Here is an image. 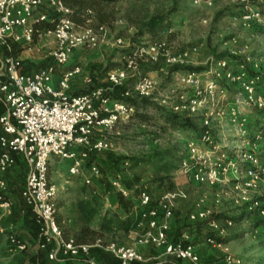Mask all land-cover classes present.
<instances>
[{
    "label": "built area",
    "instance_id": "1",
    "mask_svg": "<svg viewBox=\"0 0 264 264\" xmlns=\"http://www.w3.org/2000/svg\"><path fill=\"white\" fill-rule=\"evenodd\" d=\"M42 3L43 0H0V46L11 52L12 42L23 44L27 50L45 38L53 39L54 44L49 56L55 65L39 69L32 75L24 73L22 59L11 55L0 59V100L6 109L0 116V176L15 168L16 156L24 160L27 178L22 199L38 219L40 249L49 251L48 259L53 263L82 259L85 264H99L93 251L102 249L120 264H145L147 260L140 248L153 247L164 250L170 259L199 264L200 258L193 246L171 244L168 239L175 203L186 198L182 189L177 187L156 202L147 192L136 196L135 230L138 233L131 238L130 246L110 244L105 247L101 240L93 245H78L64 237L58 223L59 190L50 180V166L53 160L70 161L71 176L82 177L85 186H92L101 172L97 166H92L88 175H84L89 154L113 149V143L103 137L97 138V133H111L118 125L133 121L136 108L125 100L151 98L166 112L192 122L201 120L198 138L185 144L187 158L180 175L201 186L233 181L246 191L254 190L264 178V73L261 72L264 57L241 58L237 70L227 69L229 62H218L215 72L211 69L201 75L180 74L177 85L194 89L192 96L182 94L175 99L168 98L148 76L138 79L121 99L110 97L104 89L71 96V81L82 73V67L65 68L77 50L97 46L107 29L80 30L70 20L71 12L61 0L49 2L53 19L47 13L35 16ZM41 23L54 24V29L37 31L35 26ZM115 44L122 46L124 40L118 38ZM191 51L195 52L196 48ZM128 58L129 67L134 69L141 59L152 65L171 60L163 41L140 47ZM58 73H61L60 80L55 85ZM108 80L112 88H118L125 82L126 74L113 73ZM223 80L238 86L239 94L229 97L222 86ZM219 95L226 100H218ZM221 129L233 134V141H229ZM121 193L126 198L132 197L126 191L121 190ZM9 207L10 203L0 195V209ZM248 210L264 218V202H254ZM190 220H208V213L198 210ZM226 222L229 226L233 223L232 220ZM207 243L222 246L211 238ZM11 244L19 250L26 248L15 239Z\"/></svg>",
    "mask_w": 264,
    "mask_h": 264
},
{
    "label": "rangeland",
    "instance_id": "2",
    "mask_svg": "<svg viewBox=\"0 0 264 264\" xmlns=\"http://www.w3.org/2000/svg\"><path fill=\"white\" fill-rule=\"evenodd\" d=\"M109 12L113 13L114 19L107 27L106 35L100 38L97 46L77 50L72 61L82 67L93 90L104 89L112 98L115 95L121 98L145 76L156 81L168 98L175 99L182 94L192 96L194 89L177 85L180 74L194 72L190 70H200L195 72L199 75L211 69L215 72L218 62H229L227 69L236 68L241 58L264 57V0H120L109 8ZM46 13L52 19L55 17L50 9ZM155 17L164 20L158 24L156 33L151 34L146 26ZM118 38L124 40V45L115 44ZM158 41L167 45L170 61L161 60L156 65L145 62L144 67L138 61L137 69L129 67V53L135 54L138 48ZM194 48L196 51H191ZM39 56L38 65L31 63V58L25 59L26 56L22 59L30 68L55 65L50 56ZM118 72H124L126 80L121 87L112 88L109 75ZM261 72L264 73V63ZM222 86L229 97L240 92L238 86L224 80ZM217 99L226 100L221 95ZM147 116L149 122L145 126L134 118L128 124L118 125L111 133H97V138L112 142L113 149L89 154L84 175H88L92 166H97L101 172V177L90 187L84 185L82 177L71 176L72 162L52 161L50 180L59 190L58 207L62 209L59 219L65 222L66 234H75L81 227L74 218L79 199L90 198L101 207L102 217L97 216L91 224L93 230L101 232L103 216H113L119 210L116 197L121 190L134 197L147 192L156 202L163 194L178 187L186 198L179 199L173 209L168 234L171 244L193 246L200 258L199 264H264V218L250 214L248 210L254 202H264V178L250 192L233 181L216 186L193 183L180 175V169L187 158L185 144L198 138L201 120L193 121L196 131L181 130L168 125L156 107L149 109ZM221 133L233 141V134L227 129H221ZM26 178L25 163H18V167L0 176V195L10 203L9 208L0 209V264H32L34 255L29 244L24 250L11 244L12 239L23 243L24 235L31 236L33 218L39 228L37 217L22 199ZM198 210L208 213V220L191 221L190 216ZM70 220L72 222L68 223ZM226 220H232V225L229 226ZM210 236L218 239L222 246L208 244L207 240L212 239ZM100 238L105 247L110 244L130 246L132 243L122 232L104 233ZM47 252L38 254L39 258L48 259ZM93 255L97 261L108 258L119 264L105 250L95 249ZM143 256L147 260L145 264H190L177 263L168 258L164 250L153 247L146 248ZM77 262L78 259L66 260L68 264Z\"/></svg>",
    "mask_w": 264,
    "mask_h": 264
},
{
    "label": "trees",
    "instance_id": "3",
    "mask_svg": "<svg viewBox=\"0 0 264 264\" xmlns=\"http://www.w3.org/2000/svg\"><path fill=\"white\" fill-rule=\"evenodd\" d=\"M63 5L70 10L71 14L69 15L70 20L76 25L78 28L83 29H91L95 32H98L100 29H107L108 26L112 25L114 15L109 12V8L113 5H116L120 0H61ZM164 19L160 17H155L151 20L150 24L146 27V30L154 34L157 31L158 24L162 22ZM37 31H45V30H53L54 24L51 23H41L35 26ZM143 33L140 32V36ZM11 52L10 55L17 58L22 49L17 47L15 44H11ZM132 53H129V56H132ZM140 61L141 67H144L145 60L141 59ZM149 63V62H147ZM151 64V63H150ZM46 68V67H41ZM153 69V68H152ZM151 71V70H148ZM195 72H199L200 70H190ZM115 99H121L120 97L114 96ZM128 103L132 104L136 108V113L134 118H138L142 125H147L149 122V118L147 116V112L151 108L156 107V111L162 115L165 122L170 125L172 128L181 129V130H197L196 125L188 119H185L181 116L174 115L172 113L166 112L164 109L160 108L156 103H154L151 98H134L125 100ZM116 201L118 203V212L113 216L110 214H106L103 218L101 225V232H97L92 229L91 224L95 220V218L100 214L99 206H96L94 202L88 201H78L77 209H78V223H80L81 227L79 231L75 234L69 236L66 234V231L63 228V222L58 219V223L62 226L64 237L66 239H72L78 245H93L98 240H101V235L104 233H118L122 232L124 234H128L130 231L136 229V213L135 207L136 203L132 198H126L122 195V193H118L116 197ZM31 236L33 239H37L39 236V228L37 227L35 220L31 221ZM212 237V236H210ZM212 239L219 242L218 239L212 237ZM102 241V240H101ZM49 253V251L47 252ZM42 259V258H41ZM174 260V259H172ZM177 263H182L183 261L175 260ZM40 264H51L47 258L43 259ZM120 264V262H119Z\"/></svg>",
    "mask_w": 264,
    "mask_h": 264
},
{
    "label": "crops",
    "instance_id": "4",
    "mask_svg": "<svg viewBox=\"0 0 264 264\" xmlns=\"http://www.w3.org/2000/svg\"><path fill=\"white\" fill-rule=\"evenodd\" d=\"M49 2H50V0H43L42 6L35 13V16H38L39 14H42V13H46V10L50 9ZM11 44H15V45H17V47L22 49L21 54L17 58L22 59L23 57L26 56L25 59L31 58V61H32L31 63L36 64V65H38L37 62H36L37 59H40L39 55L45 56L47 58L50 55V52L54 49L53 39H51V38H45L43 41H37L35 43L34 47L31 50H27V47L24 46L23 44H20V43H13L12 42ZM29 53H31V54H29ZM9 55H10V52L6 48L0 46V59H4V58H6ZM74 55H76V53ZM32 56H37V58L32 57ZM73 58H74V56H73ZM22 60L24 61V73L26 75H32L36 71L41 69V67H39V66L37 68H34V67L30 68L28 66V64L25 63V60L24 59H22ZM29 60H26V61H29ZM73 62L74 61L71 60V63L65 68V70H71L75 65H78V64L73 63ZM59 80H60V76L57 75L55 77V80H54L55 85L58 84ZM92 88H93V85L91 84L90 79L86 78V76L84 75V72L82 71V73L79 76L75 77L71 81L69 95H71V96L85 95V94L90 93L93 90ZM5 110H6L5 106H4L3 102L0 100V116L5 113ZM15 160H16V166L17 167H18V163H25L24 160L21 157H17L16 156ZM16 166H15V168H16ZM131 198L133 200L136 199V197H134V196H132ZM78 201L88 202V201H91V199L90 198H82V199H79ZM59 210L62 211V209H60V208H59ZM78 215L79 214H78V210H77V215L74 217L76 220L78 219ZM98 216L102 217V215H100V214ZM103 217H105V216H103ZM70 222H72V220L68 221V223H70ZM77 222H78V220H77ZM64 223L65 222H63V224ZM136 233H138V231L134 229V230L130 231L127 235L131 239L132 237H134L136 235ZM71 235H73V234H71ZM21 241H23V244H25V245L29 244V247L32 248V252H33V255H34L33 258H32L33 259L32 260V264H40V262L43 259H45L44 257L42 259H40L39 258L40 256H38V254H40V255L42 254L43 255V252H44V251H42V252L40 251L39 236L35 240V239L32 238V236H30L29 234H26V235L23 236V239ZM148 248H150V247H148ZM140 253L142 255L146 254V248H141L140 249ZM48 255H49V253H48ZM98 262H100L101 264H114V261L113 260H109L108 258L99 259ZM50 263L51 264H68V263H66V261H63V262H60V263H53V262H50ZM77 264H85V262L82 259H78Z\"/></svg>",
    "mask_w": 264,
    "mask_h": 264
}]
</instances>
